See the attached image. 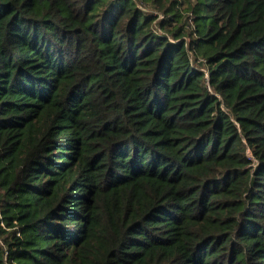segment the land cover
I'll return each mask as SVG.
<instances>
[{
    "label": "trees",
    "instance_id": "obj_1",
    "mask_svg": "<svg viewBox=\"0 0 264 264\" xmlns=\"http://www.w3.org/2000/svg\"><path fill=\"white\" fill-rule=\"evenodd\" d=\"M0 264H264V0H0Z\"/></svg>",
    "mask_w": 264,
    "mask_h": 264
},
{
    "label": "rangeland",
    "instance_id": "obj_2",
    "mask_svg": "<svg viewBox=\"0 0 264 264\" xmlns=\"http://www.w3.org/2000/svg\"><path fill=\"white\" fill-rule=\"evenodd\" d=\"M163 16L162 15H159V17H158V19H157V22H159V21H161V20H163ZM246 153L251 157V153H250V151L247 149L246 150Z\"/></svg>",
    "mask_w": 264,
    "mask_h": 264
}]
</instances>
